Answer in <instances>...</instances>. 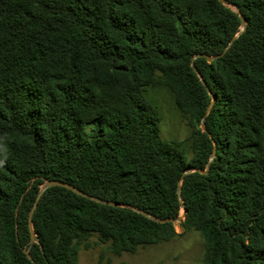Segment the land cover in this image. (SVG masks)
Segmentation results:
<instances>
[{
	"label": "trees",
	"instance_id": "1",
	"mask_svg": "<svg viewBox=\"0 0 264 264\" xmlns=\"http://www.w3.org/2000/svg\"><path fill=\"white\" fill-rule=\"evenodd\" d=\"M227 1L0 0V264H78L92 241L120 254L178 234L133 207L186 209L202 264H264V0ZM158 82L192 128L183 140L161 137L145 95ZM51 179L124 206L49 187L32 242Z\"/></svg>",
	"mask_w": 264,
	"mask_h": 264
},
{
	"label": "rangeland",
	"instance_id": "2",
	"mask_svg": "<svg viewBox=\"0 0 264 264\" xmlns=\"http://www.w3.org/2000/svg\"><path fill=\"white\" fill-rule=\"evenodd\" d=\"M145 95L158 111L163 139L183 140L190 136L192 128L178 107L172 90L166 84L158 82L149 85ZM175 223L177 235L140 246L134 252L117 254L106 244L92 241L90 247L81 249L78 264H202L205 243L200 232L195 229L184 230L178 222Z\"/></svg>",
	"mask_w": 264,
	"mask_h": 264
},
{
	"label": "water",
	"instance_id": "3",
	"mask_svg": "<svg viewBox=\"0 0 264 264\" xmlns=\"http://www.w3.org/2000/svg\"><path fill=\"white\" fill-rule=\"evenodd\" d=\"M220 1H221L222 3H224V4H231V5H232V3H229L227 0H220ZM233 5H234V6L237 8V10L239 11V7H238L236 4H233ZM240 17H241V20H242L241 28L243 29V28L245 27L246 21H245L244 15H243L242 13H240ZM237 36H238V34H236V35L234 36L233 39H235ZM200 55H205V56L207 57V59H208L209 61H211V60H213L214 58L220 56L221 54H219V55H215V56H211V55H207V54H200ZM194 68H195V66H194ZM195 69H196V68H195ZM199 76L201 77L200 74H199ZM214 100H215V96L213 95V99H212V101H211V103H210V105H209V107H208V110L211 108V105H212V103L214 102ZM204 120H205V116L202 118V121H203V123H202V128L205 130ZM209 134H210V133H209ZM210 136H211V134H210ZM192 170H196V169H195V168H190L188 171H192ZM188 171H187V172H188ZM202 171H203V172H206L207 170H202ZM57 185H59V186H64V187H67V188H69V189H72V190H74V191H76V192H78V193H80V194H82V195H84V196H87V197L90 198V199H93V200L98 201V202L103 203V204L115 205V206H124V203H121V202H118V201H113V200H108V199H101V198H99V197H97V196L88 195V194H86V193H83V192H81L80 190H78L77 188H75L73 185H71V184H69V183H67V182H65V181L58 180V179L47 180V181L42 185V188H41V190H40L39 193H38V196H37V198H36V201H35V203H34V206H33V208L31 209L30 214H29V225H30V228L32 229V234H31V241H32V242H34V241L37 240V238H36V234L34 233V231H33V227H32V217H33V213H34L35 207H36V205H37V202H38L39 198L41 197V195L43 194V192H44L47 188L52 187V186H57ZM180 189H181V186H179V195H180V198H181ZM133 208H135L136 210L142 212L143 214L147 215L148 217H150V218H152V219H154V220H156V221H159V222H166V221L180 222V221L185 217V212H186V209H183V213H182L180 216H178L177 218H160V217L155 216V215L152 214V213H149V212L143 211V210H141V209H139V208H137V207H133ZM27 253H28V256H30V254H29L28 251H27Z\"/></svg>",
	"mask_w": 264,
	"mask_h": 264
}]
</instances>
